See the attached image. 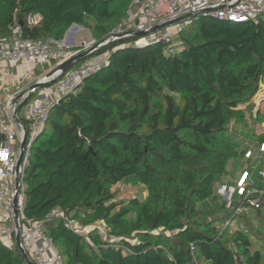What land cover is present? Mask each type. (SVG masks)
Instances as JSON below:
<instances>
[{
    "label": "trees",
    "instance_id": "16d2710c",
    "mask_svg": "<svg viewBox=\"0 0 264 264\" xmlns=\"http://www.w3.org/2000/svg\"><path fill=\"white\" fill-rule=\"evenodd\" d=\"M132 1L0 0V34L17 23L24 36L61 40L76 23L101 41ZM31 12L42 15L38 24H28ZM141 38L103 46L95 55L109 52L105 65L51 108L29 147L24 213L42 222L65 264H264V243L254 245L249 227L225 225L245 213L215 198L246 153L230 131L248 125L264 81V15L199 16L175 42ZM20 118L30 137V119ZM122 181L147 195L118 199L113 186ZM53 208L85 226L103 221L107 237L66 227L48 216ZM0 264H27L16 240L0 239Z\"/></svg>",
    "mask_w": 264,
    "mask_h": 264
},
{
    "label": "built area",
    "instance_id": "2783aa9c",
    "mask_svg": "<svg viewBox=\"0 0 264 264\" xmlns=\"http://www.w3.org/2000/svg\"><path fill=\"white\" fill-rule=\"evenodd\" d=\"M134 5L138 6V11L134 10ZM205 8L211 10L207 15L216 16L236 22L257 21L258 17L264 15V0H133L127 9V16L117 25L103 40L96 38L76 41V34L85 29L79 24H72L61 40H40L23 35L20 25H10L11 32L7 35L0 34V69L3 70L2 63L8 61H22L28 67L27 71L32 72L38 65H45L54 62L55 65L69 59L77 53L92 47L96 43L108 44L121 37L132 36L131 31L147 30L153 25L167 20L174 19L188 12H196ZM42 15L38 12H31L28 15L29 25L38 24ZM184 24H179V29ZM178 29V30H179ZM167 38L171 35L159 32L142 35L137 41L139 44L146 43L151 38ZM71 41V42H70ZM109 59V52L92 55L84 59L77 66L70 67L56 82L53 87H46L37 90L31 98L29 108L26 109V117L30 119V137L26 142V156L22 167L25 168L27 155L32 139L43 129L48 119L51 108L59 101L60 96L66 92L73 91L78 84L88 75L101 69ZM13 96H10L11 101ZM9 114L6 115L0 107V239L8 245H12L15 240V220L13 212V202L16 193L15 178L17 160L20 152V143L24 136V128L14 112L16 105H10ZM255 128H258L256 125ZM254 151L247 149L246 155L251 156ZM264 142L261 143L255 156L258 161L264 163ZM24 175V173H23ZM23 175L21 177V190L18 198L20 208L22 245L31 256L35 264H65L62 257L54 245L52 238L45 231L41 221L29 218L24 213V191ZM260 179V183L255 181V177ZM238 193L243 201H247L252 207L260 206V195L264 193V168L258 164L241 171L236 184L222 185L218 188V194L225 201H234V194ZM238 211V209H237ZM61 216L66 227L74 229L85 235H89L92 229H97L98 235L107 237L104 224L97 223L95 226H85L76 218L70 217L57 208L51 209L48 216ZM233 249L237 256V245L233 242ZM242 258V256H240Z\"/></svg>",
    "mask_w": 264,
    "mask_h": 264
},
{
    "label": "rangeland",
    "instance_id": "374dc122",
    "mask_svg": "<svg viewBox=\"0 0 264 264\" xmlns=\"http://www.w3.org/2000/svg\"><path fill=\"white\" fill-rule=\"evenodd\" d=\"M134 10L138 11V6L134 5ZM207 19V18H206ZM185 23V22H184ZM179 29V24L172 25L170 27L164 28L161 33H168L172 37V41H177V31ZM79 33V32H78ZM83 36L87 38H97L99 36H95L92 29L90 27H85L82 31ZM82 35V34H81ZM64 38V37H63ZM79 40V39H78ZM10 62V68L12 71H18L20 70L21 74H16V82H20L18 85H14L11 83L10 86H12L13 90H17L20 87L21 92H25L30 85H32L35 82V79L39 77L40 75H46L49 71H51L55 64L54 62L50 64H45L46 66L42 67L43 65H38L36 69H34L32 72H28L27 65L23 63L22 61H9ZM14 62L19 63L22 67H16L14 65ZM23 70V71H21ZM22 78V79H21ZM32 82V84H30ZM57 82L52 83L51 85L46 86L47 88L53 87L56 85ZM43 87L40 90L46 88ZM252 108L247 109V121L248 125L245 124H233L234 126L231 127V135L240 139L242 144L244 143V147L247 149H251L254 151V154L251 156H247L245 153V156L238 161L237 167L235 164H231V174L230 176H227V179L224 181H220L219 185H216L217 187H221L223 184L226 185H233L236 184V180L239 179L240 173L242 170L246 168H251L252 166L259 164L260 167L264 168V163H261V161H258L259 157L255 156V152L257 151L258 146L260 145L257 136L261 132L264 131V81L261 82L258 92L255 94L252 100ZM30 101H28L20 110V113H24L26 109L29 108ZM242 107H246V105H242ZM30 125V124H29ZM258 126V128H255V126ZM255 133V136L253 135ZM253 135V136H252ZM264 156V155H263ZM229 174V173H228ZM255 181L260 183V179L256 176ZM113 190L117 192V198H129L134 196H143L147 195L146 188L143 184H132L131 182H120L113 186ZM144 197V196H143ZM142 197V198H143ZM215 198H217L220 201H225L221 195L218 193L216 194ZM234 201L228 203V205H232L233 207H236V211L238 209L239 212L245 213L243 216H238L237 221H231L227 220L225 225H227L230 230H232L235 227H242L247 226L251 230V239L253 240L254 245L261 246L264 242L261 240L264 238V208L261 210V214L259 216L257 215V210L252 208V206L247 203V201L242 202V198L238 193L234 194L233 196ZM99 224H104L103 221H99ZM105 225V224H104ZM107 234V233H106Z\"/></svg>",
    "mask_w": 264,
    "mask_h": 264
},
{
    "label": "water",
    "instance_id": "95a60500",
    "mask_svg": "<svg viewBox=\"0 0 264 264\" xmlns=\"http://www.w3.org/2000/svg\"><path fill=\"white\" fill-rule=\"evenodd\" d=\"M210 10H211L210 8H205V9H202L196 12H188L174 19L167 20L161 23H157L153 25L150 29L134 30V31H131V33H132V36H142V35H147V34L154 33V32H159V31H162L164 28L170 27L175 24H184V22H188L192 18H197L199 16H208L207 13ZM121 36L122 35H117L116 38H120ZM105 45L106 43L105 44H102L100 42L96 43L92 47L87 48L77 53L76 55L70 57L69 59L59 63L51 71H49L44 77L38 79L32 85H30L29 88L25 92L18 94L13 100V104L16 105L14 116L16 117L17 121L21 125H23V128H24V136L20 143V152H19L18 160H17L16 178H15L16 193H15L14 202H13V212H14V220H15V227H16L15 240L27 264H35V263L33 259L31 258V256L26 251V249L24 248V246L22 245V236H21L22 226H21V221H20V208L18 206V198H19V193L21 190V177L25 170V168L22 167V165H23V162L26 156V142L28 139V134H27L28 130H27V127L23 124L19 116V110L28 102V100L37 90L56 82L70 67L75 65L77 62L90 57L91 55H93L95 52L100 50ZM32 141H34V138L32 139Z\"/></svg>",
    "mask_w": 264,
    "mask_h": 264
},
{
    "label": "crops",
    "instance_id": "0c3cea01",
    "mask_svg": "<svg viewBox=\"0 0 264 264\" xmlns=\"http://www.w3.org/2000/svg\"><path fill=\"white\" fill-rule=\"evenodd\" d=\"M75 37H76V41H78V42H80L83 39H90V38H87V37L83 36L82 31H80L79 33H77ZM47 40H58V39L48 38ZM2 65H3L2 67L4 68V73H3V70L0 69V107L2 108L3 112L6 115H8L9 112H10L9 107H8V103L10 102V105H12V102L15 99V97L18 94L22 93L20 91V87L17 90H13L12 89V86H10V84L12 83L13 86L14 85H18L20 82H16V78H17L16 77V74L19 75L21 73H20V70H18V71H12V69L10 68V62L8 60L4 61L2 63ZM14 65L16 67H22L19 63H16V62H14ZM0 66H1V64H0ZM44 66H46V65H43L42 67H44ZM21 71H23V70H21ZM44 76L45 75H42V76L40 75L39 77H37L35 79V81H37L38 79H40V78H42ZM30 84H32V82ZM10 96H13V98H12L11 101H9ZM20 110H19V116H25L26 117L27 116L26 115V111L21 114L20 113Z\"/></svg>",
    "mask_w": 264,
    "mask_h": 264
},
{
    "label": "clouds",
    "instance_id": "9594fccd",
    "mask_svg": "<svg viewBox=\"0 0 264 264\" xmlns=\"http://www.w3.org/2000/svg\"><path fill=\"white\" fill-rule=\"evenodd\" d=\"M74 24H76V23H74ZM80 25V24H79ZM83 26V25H82ZM68 30V29H67ZM96 53V52H95ZM95 53L93 54V55H95ZM92 56V55H91ZM56 66V65H55ZM28 134V133H27Z\"/></svg>",
    "mask_w": 264,
    "mask_h": 264
}]
</instances>
